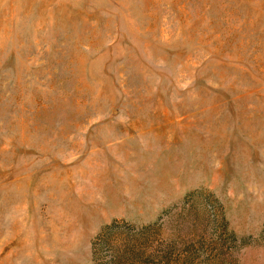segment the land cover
<instances>
[{"label":"rangeland","instance_id":"obj_1","mask_svg":"<svg viewBox=\"0 0 264 264\" xmlns=\"http://www.w3.org/2000/svg\"><path fill=\"white\" fill-rule=\"evenodd\" d=\"M0 264H264V0H0Z\"/></svg>","mask_w":264,"mask_h":264}]
</instances>
